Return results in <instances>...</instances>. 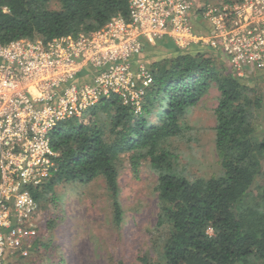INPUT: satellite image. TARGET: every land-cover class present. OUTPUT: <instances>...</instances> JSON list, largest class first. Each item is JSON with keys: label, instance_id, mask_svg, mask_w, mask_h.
Wrapping results in <instances>:
<instances>
[{"label": "trees", "instance_id": "1", "mask_svg": "<svg viewBox=\"0 0 264 264\" xmlns=\"http://www.w3.org/2000/svg\"><path fill=\"white\" fill-rule=\"evenodd\" d=\"M205 1V0H204ZM237 0H216L234 2ZM129 0H0V42L76 36L126 16ZM208 3L207 1L197 3ZM168 43L162 40V45ZM152 44H145L146 52ZM151 49V48H150ZM168 52L151 62L153 82L142 112L134 114L116 95L99 100L83 118L61 121L50 137L54 170L36 201L60 181L100 179L114 225L123 220L119 170L123 161L138 174L147 162L156 174L157 215L150 248L136 264H264V86H250L200 46ZM214 87L213 147L219 171L189 178L176 170L172 141L190 126L188 113ZM162 106L161 115L155 109ZM54 221L47 223L52 229ZM51 242L33 239L30 248ZM40 248V247H39ZM150 249L155 253L152 254Z\"/></svg>", "mask_w": 264, "mask_h": 264}, {"label": "built area", "instance_id": "2", "mask_svg": "<svg viewBox=\"0 0 264 264\" xmlns=\"http://www.w3.org/2000/svg\"><path fill=\"white\" fill-rule=\"evenodd\" d=\"M166 39L219 51L238 76L261 69L264 0H129L126 16L87 33L0 42V264L26 256L38 233L32 190L53 173L58 123L111 95L142 112L153 82L144 45Z\"/></svg>", "mask_w": 264, "mask_h": 264}, {"label": "rangeland", "instance_id": "3", "mask_svg": "<svg viewBox=\"0 0 264 264\" xmlns=\"http://www.w3.org/2000/svg\"><path fill=\"white\" fill-rule=\"evenodd\" d=\"M161 45L158 42L152 44L142 58L151 62L158 55L167 53V48ZM227 68H231L229 63ZM243 70L246 85L264 86L263 70L255 66ZM217 96L218 91L210 88L190 109L187 118L190 128L172 141L171 150L179 154L176 170L189 178L205 177L219 171L213 147V109L217 105ZM161 108L159 105L155 109L159 116ZM85 114H81L83 120ZM261 124L264 125L263 116L254 121L260 131ZM118 179L123 207L121 224L114 225L111 220V209L100 179L87 184L56 182L51 191H45L46 198L37 202L39 239L49 240L51 244L47 249L42 245L38 249L30 248L26 256H9L6 264H136V257L148 251L156 233V174L147 162H141L135 175L129 169L128 161H123ZM258 184H264V177H258ZM50 220L54 225L47 229Z\"/></svg>", "mask_w": 264, "mask_h": 264}, {"label": "crops", "instance_id": "4", "mask_svg": "<svg viewBox=\"0 0 264 264\" xmlns=\"http://www.w3.org/2000/svg\"><path fill=\"white\" fill-rule=\"evenodd\" d=\"M198 25L200 26V24H198ZM203 28H206V26H204ZM204 30H205V29H204ZM167 41H168V43H165V42H164L166 48H168V46H174V45L172 44L171 41H169V40H167ZM158 43H159V44H162V40H161V41H158ZM161 46L164 47V45H161ZM164 48H165V47H164ZM167 50H168V49H167ZM215 53H217L218 61H219L220 63H223L225 66L228 67V62H227V58L225 57V55L222 54V53H220L219 51H215ZM260 70H263V72H264V67L261 68Z\"/></svg>", "mask_w": 264, "mask_h": 264}]
</instances>
